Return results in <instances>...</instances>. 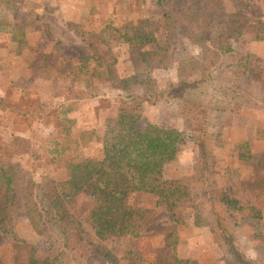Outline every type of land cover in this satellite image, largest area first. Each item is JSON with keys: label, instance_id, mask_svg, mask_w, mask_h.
Returning <instances> with one entry per match:
<instances>
[{"label": "rangeland", "instance_id": "rangeland-1", "mask_svg": "<svg viewBox=\"0 0 264 264\" xmlns=\"http://www.w3.org/2000/svg\"><path fill=\"white\" fill-rule=\"evenodd\" d=\"M160 2L191 11L192 20L183 26H196L201 0H0V145L22 136L31 142L35 155H14L10 161L31 172L36 181L47 176L56 182L66 178L63 161L67 156L100 157L99 143L81 147L79 134L93 131L101 138L105 121L117 114V97L142 95V88L130 80L139 50L119 40L113 29L145 20L157 29L159 44L165 45L173 59L200 57L199 39L181 35L167 40L159 26ZM221 6L224 13L244 17L246 27L257 19L264 23V0H222ZM256 36L244 33L232 42L233 52L210 58L212 68L206 78L191 80L184 96L198 107L197 122L181 112L180 101L166 94L142 105L141 122L176 129L184 137L175 158L163 168L164 180L188 178L201 168L209 188H224L230 196L250 201L261 211L259 218L244 216L238 221L235 245L245 259L264 261V142L254 140L255 130L264 129V32L259 39ZM202 38L208 41L207 32ZM89 53L113 63L117 79L105 82L95 74L86 81L68 78V67ZM95 65L92 62L90 69ZM153 75L160 89L176 83L173 68ZM70 90L85 94L80 100L66 101ZM243 141L250 142L249 163L237 158V146ZM155 202L153 195L144 193L129 197V203L144 213L141 236L134 240L98 242L86 222L93 208L86 194L77 195L65 208L80 223L82 238L99 243L118 264L164 262L170 255L166 235L172 230L178 259L230 264L208 229L194 225L190 211L184 212L182 224H176L169 220L166 208ZM14 231L28 245L40 250L45 245L21 216ZM127 252L134 262L127 259ZM11 257L12 240L0 234V264H7ZM67 264L77 263L69 260Z\"/></svg>", "mask_w": 264, "mask_h": 264}, {"label": "trees", "instance_id": "trees-1", "mask_svg": "<svg viewBox=\"0 0 264 264\" xmlns=\"http://www.w3.org/2000/svg\"><path fill=\"white\" fill-rule=\"evenodd\" d=\"M221 4L222 0H201L202 12L198 17L194 15L198 18L196 26L184 28L192 20L191 11L173 9L160 2L159 26L167 33V40H176L181 35L199 39V58L173 59L165 45L159 44L157 29L145 20L112 30L129 48L139 50L130 80L132 85L142 88V95L117 97V114L105 121L101 138L93 131L79 134L81 147L93 141L99 143V158L69 155L63 161L67 172L64 180L55 182L43 176L36 181L31 172L10 161L14 155L35 156L31 142L15 136L6 146L0 145V234L12 240V257L7 264H67L69 260L77 264H118L117 258L99 243L83 239L80 223L68 216L66 205L82 193L93 202L86 222L98 242L112 238L134 240L141 236L144 213L129 203V197L144 193L153 195L155 206L163 205L169 220L176 224H182L184 212L190 211L194 225L203 224L208 229L213 243L230 264H264V261L245 259L235 245L238 221L244 216L259 218L261 211L250 201L241 202L230 196L224 188H209L201 168L188 178L164 180L163 168L175 158L184 137L176 129L141 122L142 105L162 94L180 101L181 112L197 122L198 107L184 96L191 80L206 78L212 68L210 58L233 52L232 42L244 33L258 34L255 39L263 34L262 21L254 20V25L246 27L244 17L224 13ZM206 32L207 42L202 38ZM144 47L148 49L143 51ZM92 62L96 65L90 69ZM112 66L109 60L89 53L68 67L67 77L86 81L95 74L97 79L110 82L117 79ZM172 68L176 83L160 89V81L153 74ZM68 92L66 101L80 100L85 94ZM254 139L264 142V129H256ZM237 158L242 163L251 162L249 142L238 144ZM201 167L204 168V163ZM18 216L44 242L41 250L18 238L14 231ZM176 243V233L172 230L166 235L165 243L170 255L158 264H195L177 258ZM126 256L134 262L131 252Z\"/></svg>", "mask_w": 264, "mask_h": 264}, {"label": "crops", "instance_id": "crops-1", "mask_svg": "<svg viewBox=\"0 0 264 264\" xmlns=\"http://www.w3.org/2000/svg\"><path fill=\"white\" fill-rule=\"evenodd\" d=\"M255 140V139H254ZM247 142H249V141H247ZM249 144H250V142H249Z\"/></svg>", "mask_w": 264, "mask_h": 264}]
</instances>
